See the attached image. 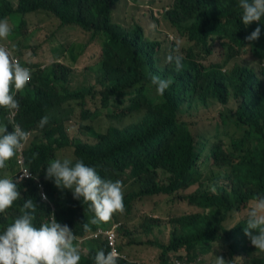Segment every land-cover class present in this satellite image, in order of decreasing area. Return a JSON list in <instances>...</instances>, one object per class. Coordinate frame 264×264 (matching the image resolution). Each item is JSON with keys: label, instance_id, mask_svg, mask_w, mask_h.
Instances as JSON below:
<instances>
[{"label": "trees", "instance_id": "obj_1", "mask_svg": "<svg viewBox=\"0 0 264 264\" xmlns=\"http://www.w3.org/2000/svg\"><path fill=\"white\" fill-rule=\"evenodd\" d=\"M119 2L17 0L13 5L9 0H0V20H7L12 29L9 37L26 35L25 16L29 13L54 17L55 31L77 26L89 32L88 43L95 36L103 37L96 60L98 84L85 88L71 86L72 70L68 65L56 61L50 70L32 59L24 61L21 49L27 45L20 40L11 47L12 56L31 70V80L16 93L20 108L14 115L0 108V125L6 124L8 132L18 125L28 133L22 153L32 177L19 181L21 199L0 213V232L19 215L23 202L31 198L37 207L35 226L48 222L53 215L58 223L73 230L80 251L82 246L86 251L80 264H94L98 250L112 251L104 232L113 227L107 225L118 221L122 225L116 239L121 257L117 264H143L144 260L139 259L142 254L136 257L128 245L145 247L146 259L155 257L149 264H214L208 254L213 253L211 244L215 240L228 246L230 258L226 264H264V256L252 255L254 246L244 234L246 217L239 223L230 219L237 208H245L255 196L264 195V18L259 23L243 25L239 0H174L162 14L165 25L176 31V37L183 36L191 42L171 46V55L183 56V68L176 71L174 64L161 63L157 54L162 42L150 37L153 32H161V37L169 39L160 28L161 17H156L157 23L151 27L138 22L126 27L111 18ZM257 26L261 28L259 39L246 40ZM86 45L85 42L72 57L74 61L84 53ZM37 48L30 47L33 56ZM247 49L254 63L228 66L231 58ZM217 51L223 58L211 60ZM90 67L88 62L85 68ZM151 75L173 81L163 96L156 94ZM86 96L97 99L99 111L81 109L80 120L75 122L74 103L82 106ZM217 103L214 127L198 130L182 118L184 105L190 109ZM98 112L111 120L103 131L81 119ZM132 112L138 113L135 121L117 123ZM45 115L49 122L41 129L38 124ZM80 127L86 130L81 131L87 134L85 138L70 132ZM218 131L229 135L227 143L218 140ZM33 153L38 155L33 158ZM63 158L82 160L102 178L120 180L124 186L135 185L124 194L125 212L114 215L108 223L90 225L91 232L84 231L83 224L94 215L89 205L82 198L74 199L71 190H61L52 179L45 178L49 163ZM17 173L14 157L6 169L0 170V178L12 177L16 182ZM36 184H44L47 199H41ZM193 185V192L180 199L193 205L196 213L171 217L168 222L174 227L169 239L159 240L155 230L160 228L161 218L140 214L138 204L145 196L174 195ZM142 235L146 238L138 239ZM242 244L247 251L240 250Z\"/></svg>", "mask_w": 264, "mask_h": 264}, {"label": "clouds", "instance_id": "obj_2", "mask_svg": "<svg viewBox=\"0 0 264 264\" xmlns=\"http://www.w3.org/2000/svg\"><path fill=\"white\" fill-rule=\"evenodd\" d=\"M239 8L240 18L245 26L253 22L259 23L264 18V0H239ZM11 31L8 21L0 20V39H6ZM167 35L170 37L168 32ZM260 35L261 28L257 26L245 39L255 41ZM28 55L30 56V53ZM182 61V55L170 54L165 58V63L174 64L176 71L183 68ZM30 80L31 70L22 66L8 49L0 46V108L14 115L20 108L15 98L16 93L22 91ZM172 82L170 79L151 75V85L159 96L164 95ZM55 118L59 121L56 115ZM48 122L49 116L45 115L41 117L38 127L43 129ZM27 139L28 133L18 125L12 132H8L6 124L0 125V170L6 169L8 161L15 157L18 172L16 182L12 177L0 178V213L6 212L21 199L19 181L32 177L31 171L23 162L22 147ZM36 155L38 154L33 153V158ZM18 159L22 160L21 164L17 162ZM21 165L27 168L21 169L22 176L18 177ZM45 178L52 179L55 186L61 190H71L74 199L82 198L83 203L89 205V210L94 215L89 223L83 224L86 232L92 231L90 225L108 223L114 215L125 212L123 182L102 178L94 167L86 165L82 160L55 159L46 167ZM36 187L39 193L41 190L45 191L44 184H41V187L36 184ZM42 196L44 199L40 195L41 199H47V196L43 194ZM36 211L37 207L33 200L31 198L25 200L19 208V215L0 232V264H80L81 254H85L86 251L80 253L73 230L66 224L58 223L53 215L48 222L40 223L39 227L35 226ZM120 226L114 224L111 229L118 234ZM253 230L258 234H254ZM244 234L255 249L264 253V195L255 196L250 204L246 212ZM120 258V254L115 250L107 253L98 250L94 256V264H117ZM214 264L226 262L222 256H216Z\"/></svg>", "mask_w": 264, "mask_h": 264}, {"label": "rangeland", "instance_id": "obj_3", "mask_svg": "<svg viewBox=\"0 0 264 264\" xmlns=\"http://www.w3.org/2000/svg\"><path fill=\"white\" fill-rule=\"evenodd\" d=\"M13 5H16L17 0H9ZM131 1V2H130ZM132 0H120L117 7L112 11V21L119 22L126 27H131L134 23L138 22L140 25H143L145 28L147 26H152V24H156V17H161V30L167 31L170 35L169 39H164L161 37V32L156 34L153 32L150 34L152 38H158L162 42V48L160 53L157 54L161 56V63L165 65V58L171 53V46L173 44L185 45L190 44L187 39L183 36L176 37L177 33L173 28H168L165 24L164 18L162 14L165 12L167 8L172 6L174 0H144L143 4H134ZM57 26V21L54 17L46 15L44 13H29L25 16V29L26 35L23 37H7L6 39H0V46L5 47L9 50V52L13 53L11 47L18 41H21L23 46L22 55L23 60H34L36 62L41 63L43 66H48L51 70V66L54 62L58 61L68 65L72 70L71 77V86L76 87H88L89 84H98V78H100V71H97L96 60L99 54L100 47L102 46V36H95L94 40L88 43L89 40V32H85L77 26H68L62 28L60 30L55 31ZM13 27V24H12ZM54 32V33H53ZM86 42V48L84 49V53L78 56V60L75 61L72 59L78 52L79 49L84 46ZM31 46H38L36 50V54L33 56L31 54ZM214 48L218 50L219 48L215 45ZM243 54L237 55L229 60L228 66H232L236 62H244L252 64L254 63V59L252 58V53L250 49L245 50ZM30 53V56L28 55ZM156 55V56H157ZM221 53L218 51L211 55V60H221L223 57ZM92 58L89 60V58ZM22 63L21 60H19ZM91 62V67L86 69L85 66ZM90 72H89V71ZM96 82V83H95ZM90 96H86L84 99V104L81 106L77 103H74V117L73 121L79 122L80 120V110L89 108L91 111L98 110L100 108V103L97 99L92 100ZM218 103L206 108H201L200 105L191 107L187 109L184 105V110L182 112V118L194 124V126L198 130H205V127L213 126L215 119L217 118V108ZM98 115H91L85 119L81 118L82 121L86 124H91L95 130L103 131L106 128L108 123H111V120L105 117L103 114L95 113ZM138 117L137 112H132L128 116H125L121 121L117 122L119 124H128L136 120ZM71 122V119H70ZM214 127V126H213ZM81 130L77 131L75 129H71V134H77L82 138H85L87 134H82L81 131H86L84 128L80 127ZM214 131V130H213ZM219 138L218 140H222L225 143L229 141V135L218 131ZM204 170H206L207 166L205 165ZM196 185H193L185 190H180L178 193L174 195H156V196H145L141 201L142 203L138 204V209H140V214H150L154 217L161 218L160 220V228H156L155 236L159 240L167 241L170 237L169 232L173 229L174 224L169 223V219L173 216H180L187 213H196V209L193 208V205H189L186 200H181L180 197L183 198L185 194L193 192ZM135 185L126 184L124 186L125 192L127 194L131 191ZM208 188L215 189L213 186L208 185ZM250 204L245 208H237V212H233L230 216L231 222L235 223L240 219L246 217V212L250 207ZM197 210H200L197 208ZM231 214V213H230ZM230 222V221H229ZM230 222V223H231ZM115 223L107 225L108 227L114 226ZM116 224L122 225L121 221H118ZM109 227V228H110ZM137 234L136 236H138ZM133 236H135L133 234ZM135 236V237H136ZM146 238V235H142L138 239ZM145 240V239H144ZM80 246V244H77ZM127 247H131V249L136 253V257L138 254H142L143 257L139 258L144 263L149 264L153 263L155 260L152 255H150V260L146 259L148 255L144 252L145 247H141V245H128ZM211 248L213 253H209L208 255L212 257V260L215 262L216 256H222L225 262H227L229 257L228 246L224 245L222 241L215 240L211 244ZM142 251V252H139ZM240 250L242 252L247 251L246 245H241ZM153 250L151 249V252ZM80 252H85V248L82 246V250ZM202 254V252H201ZM253 256H264V253L259 250L253 249ZM83 258L86 257L85 254H81ZM128 257V256H127ZM135 257V258H136ZM202 258V255L199 257ZM138 259V258H137Z\"/></svg>", "mask_w": 264, "mask_h": 264}, {"label": "built area", "instance_id": "obj_4", "mask_svg": "<svg viewBox=\"0 0 264 264\" xmlns=\"http://www.w3.org/2000/svg\"><path fill=\"white\" fill-rule=\"evenodd\" d=\"M17 162L21 164L22 163V160L21 159H18ZM23 168H27V167L24 166V165H21L20 166V171H19L18 177H21L22 176V170L21 169H23ZM29 173H30V171H29ZM30 176H31V173H30ZM38 185L41 187V184H38ZM42 194L44 196H46V193L43 190H41V193H40L41 197L43 198ZM105 234H107L108 243L112 247V251L113 250L118 251V249L116 247L117 232L114 231L113 229H109L108 231L105 232ZM178 264H180V263H178ZM181 264H188V263H181Z\"/></svg>", "mask_w": 264, "mask_h": 264}]
</instances>
